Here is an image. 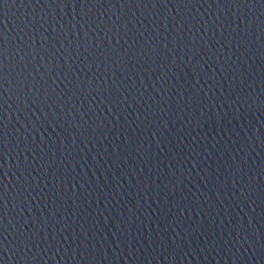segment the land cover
I'll return each mask as SVG.
<instances>
[{
    "label": "water",
    "instance_id": "95a60500",
    "mask_svg": "<svg viewBox=\"0 0 264 264\" xmlns=\"http://www.w3.org/2000/svg\"><path fill=\"white\" fill-rule=\"evenodd\" d=\"M0 264H264V0H3Z\"/></svg>",
    "mask_w": 264,
    "mask_h": 264
},
{
    "label": "snow or ice",
    "instance_id": "6c2138e0",
    "mask_svg": "<svg viewBox=\"0 0 264 264\" xmlns=\"http://www.w3.org/2000/svg\"><path fill=\"white\" fill-rule=\"evenodd\" d=\"M81 2H83V0H81ZM2 3H3V0H0V4H2ZM0 41H3L2 36H0ZM5 50H6L5 46L2 43H0V55H3ZM2 68H3V64L0 63V69H2ZM0 78H3V77L0 76ZM0 124H3V121H0ZM0 135H2V131H0ZM0 155H2V154H0ZM0 191H3L2 186H0ZM2 203H3V199H2V197H0V206H2Z\"/></svg>",
    "mask_w": 264,
    "mask_h": 264
}]
</instances>
